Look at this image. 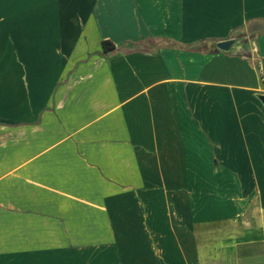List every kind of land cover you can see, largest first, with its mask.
<instances>
[{
    "label": "crops",
    "instance_id": "1",
    "mask_svg": "<svg viewBox=\"0 0 264 264\" xmlns=\"http://www.w3.org/2000/svg\"><path fill=\"white\" fill-rule=\"evenodd\" d=\"M261 94L264 0H0V264L264 255Z\"/></svg>",
    "mask_w": 264,
    "mask_h": 264
},
{
    "label": "rangeland",
    "instance_id": "2",
    "mask_svg": "<svg viewBox=\"0 0 264 264\" xmlns=\"http://www.w3.org/2000/svg\"><path fill=\"white\" fill-rule=\"evenodd\" d=\"M241 35L233 36V38L240 37ZM204 47V45H202ZM214 45H210L212 47ZM207 47V46H206ZM205 196L208 197L211 196V193H208V191L204 192ZM209 198V197H208ZM251 198V204L247 207L248 211H245L244 214H236L238 216L243 217L244 222L248 227H255L258 223L255 210L258 206L257 203H255L253 197ZM236 199L233 201L234 208H239V204ZM245 209V208H244ZM233 226H236V220L233 223ZM233 230L236 231L235 227H233ZM252 230V229H251ZM225 235V228H216V229H202L200 231V243L203 245H211L219 248L220 246V236ZM261 244L259 242L256 243H249L248 245H241L240 247H237L236 251V260L234 252L232 251H226L223 252L218 251L215 253H206L202 254L204 258L209 261H211V264H264V255L261 254ZM211 256V258H210Z\"/></svg>",
    "mask_w": 264,
    "mask_h": 264
},
{
    "label": "water",
    "instance_id": "3",
    "mask_svg": "<svg viewBox=\"0 0 264 264\" xmlns=\"http://www.w3.org/2000/svg\"><path fill=\"white\" fill-rule=\"evenodd\" d=\"M239 41L238 38H230V39H225V40H220L218 42H216V47L219 50H223V51H227L233 44L237 43ZM259 99L262 101V103L264 104V94H261L258 96ZM246 199H240L238 201V203L240 204V206H244L246 204Z\"/></svg>",
    "mask_w": 264,
    "mask_h": 264
},
{
    "label": "trees",
    "instance_id": "4",
    "mask_svg": "<svg viewBox=\"0 0 264 264\" xmlns=\"http://www.w3.org/2000/svg\"><path fill=\"white\" fill-rule=\"evenodd\" d=\"M136 43L142 44V41H137ZM102 45H103V48L105 50H109V49H114L115 48V45L108 39L102 40ZM194 49H196V48H194ZM213 51H218V49H217V47L215 45L213 46Z\"/></svg>",
    "mask_w": 264,
    "mask_h": 264
}]
</instances>
